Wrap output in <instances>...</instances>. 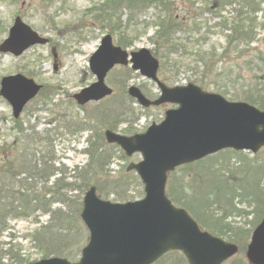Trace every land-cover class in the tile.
<instances>
[{"label": "trees", "instance_id": "16d2710c", "mask_svg": "<svg viewBox=\"0 0 264 264\" xmlns=\"http://www.w3.org/2000/svg\"><path fill=\"white\" fill-rule=\"evenodd\" d=\"M41 1L48 7L54 0ZM198 3L200 5H196ZM263 4L264 0H199L186 1V6L174 0H97L83 14L100 29H108L115 43L123 48L133 46L139 36V24L144 25L143 28L154 26L149 38L153 44L151 52L161 61L158 72L164 75V64L179 52L183 41L205 40L209 26L198 21L201 12L220 17L214 27H218L225 38L221 57L240 51L242 55L243 50L256 41V13ZM226 8L228 15L224 16L222 12ZM147 13L150 22H138V18ZM215 56L213 51L198 50L192 63L177 65L173 62L171 68L176 65L174 76L164 77V80L174 82L181 67L195 69V84L208 87L217 83L214 85L217 91L227 99L264 109V47H254L246 61L257 68L248 79L225 66L222 58L213 63ZM126 73L127 78L132 76L129 69ZM122 89L123 100L98 111L95 116L104 124L101 126L113 131L118 129V124L128 123L123 131L131 135L135 132L131 124L142 112L133 107L135 100L126 94L124 82ZM12 121L18 135L5 144L4 158L0 155V264H26L33 260L23 251L22 242L12 231L10 223L17 219L38 223L26 238L42 258L59 256L76 260L88 240V231L80 217L85 191L95 185L102 198L111 196L112 201L123 202L135 199L131 187H141L142 183L135 171H127L126 167L115 176L109 174L111 157L115 154L111 149L118 146L106 142L101 128L86 124H75L74 130L67 127L72 135L95 129L83 149L87 162L70 175L63 165L55 163L57 158L49 130L38 132L29 127L26 133L20 119ZM120 152L119 157L124 158V153ZM239 155L241 152L227 148L179 166L169 173L166 185V194L173 204L185 208L203 230L238 245V252L223 264H249L244 251L253 228L264 216V159L250 162ZM187 175L190 176L186 180ZM70 177L73 178L68 180ZM42 215L48 218L40 223ZM231 218L245 219L250 228L237 226ZM241 238L245 243H241ZM185 262L181 252L169 251L153 264Z\"/></svg>", "mask_w": 264, "mask_h": 264}, {"label": "water", "instance_id": "95a60500", "mask_svg": "<svg viewBox=\"0 0 264 264\" xmlns=\"http://www.w3.org/2000/svg\"><path fill=\"white\" fill-rule=\"evenodd\" d=\"M47 42V37L16 15L0 42V52L19 56L31 46ZM116 65L129 66L157 85L160 93L154 99L138 86H128L127 94L138 105H175L143 132L125 135L104 130L106 142L118 145L126 156L141 155L139 161L128 163L126 170L138 175L143 197L111 201L99 197L91 185L80 212L88 240L78 259L51 256L26 264H153L169 251L181 252L186 264H223L238 252V245L203 230L185 208L173 204L166 194L168 174L227 148L256 153L264 146V109L228 100L192 82L168 86L158 78L159 60L148 48H123L114 43L110 33L103 35L89 57L95 81L72 95L76 103L83 105L111 95L105 77ZM41 87L22 73L10 74L0 79V96L18 118ZM245 257L249 264H264V216L251 232Z\"/></svg>", "mask_w": 264, "mask_h": 264}, {"label": "rangeland", "instance_id": "374dc122", "mask_svg": "<svg viewBox=\"0 0 264 264\" xmlns=\"http://www.w3.org/2000/svg\"><path fill=\"white\" fill-rule=\"evenodd\" d=\"M95 1L97 0H69L62 3L54 0L52 4L46 7L41 0H0V42L5 38L8 28L16 15H20L23 21L29 24L39 35L48 39L47 43L33 45L19 56L0 52V79L6 75L22 73L32 78L35 82L42 84L38 94L24 106L20 116L15 119H20L22 127L27 129L26 133L29 132V127H34L38 132H48L47 130H49L57 158L55 163L63 165L70 175H74L75 168L79 169L88 160L87 154L83 151L87 147V138L95 134L96 127L97 129L101 128L102 132L106 129L101 126L104 124L98 118L96 119V113L111 107L115 102L123 100V82L126 90L130 85L138 86L146 96L152 99L156 98L160 93L153 81L144 78L129 66L116 65L105 77L106 84L112 88L113 93L111 95L98 101H88L83 105L76 103L72 95L95 81V76L88 66L89 57L100 44L103 35L109 33L108 29H100L92 22L90 17L86 18L83 14L84 10ZM174 1L179 5L186 6V1L199 0ZM222 14L227 16L228 9L226 8ZM149 15L147 13L141 16L138 18V22L143 20L150 22ZM256 17V41L252 42L248 48H245L242 55L240 51L238 53L230 52L221 57L220 53L225 45V38L219 28L214 27L220 21V17H215L209 12H201L198 21L203 25L209 26V32L206 34L205 40L199 43L193 41V38L188 39L189 42L186 43L182 40L183 46L166 65L164 64V75L158 73V78L168 86L185 85L188 82H194L196 70L185 67L179 69L174 82L164 80V77L171 78L174 76L176 65L171 68L173 62H176L177 65L178 63L182 65L192 63L195 59L193 57L194 54L201 50L208 53L213 51L216 55L215 60L212 61L213 63L222 58L223 64L226 63L225 66L232 67L236 72H240V75L248 79L257 71V68L252 62L246 63V61L249 59L254 47H264V4L261 6V10L256 13ZM143 27L144 25L139 24V36L134 41L133 46L128 48L129 50H137L139 48L152 50L153 44L149 38L152 37L155 28L152 25L146 28ZM203 31H205L204 26ZM178 36L183 37L181 33ZM113 41L116 42L114 37ZM157 59L159 60V58ZM191 66L195 67L194 64ZM128 69L132 71L130 78L126 77V70ZM215 84L217 83H212L208 87H201L199 84L198 86L205 91L219 93L216 86H214ZM224 97L227 98L226 96ZM124 100L127 102V98ZM133 107L137 111L141 110L142 112L137 120L131 124V128L135 131L134 133H139L145 131L152 122H160L163 119L164 111L175 107V105L164 104L160 107H151L148 111L136 103ZM13 118L10 105L0 96V145H3V149H0V155L3 158L5 144L14 141V137L18 135L12 128ZM75 124H86L87 126L95 127V129L88 128V130L72 135L67 130L68 128L69 130H74ZM127 125L128 123L126 122L120 123L118 124V129L114 131L128 135L123 131ZM118 149H111L115 154L111 157L109 174L113 176L117 175L123 168L125 169L128 163L137 162L141 159L139 153H134L130 157L124 154L125 157L121 158L119 157L121 149L119 147ZM237 152H241L240 158L244 157L250 162L251 160L264 159V146L256 153L246 150ZM234 165L236 166L238 163ZM189 173L192 174V172ZM189 176L187 175L185 179L187 180ZM72 178L70 177L68 180ZM131 191L135 195V199H140L144 194L143 185L141 187H131ZM108 199L111 200V196ZM47 218V215L40 216V223L45 222ZM230 220L241 228H250V224L245 222L243 218H231ZM246 220L249 221L250 217ZM10 225L12 231L18 237L17 239L23 244V251L33 259L32 261L41 259V254L26 238V234L34 229L38 223H34L31 220L17 219L12 220ZM6 238L4 237V239ZM243 239L241 238V243H245L246 240ZM244 258L246 259L245 251Z\"/></svg>", "mask_w": 264, "mask_h": 264}]
</instances>
